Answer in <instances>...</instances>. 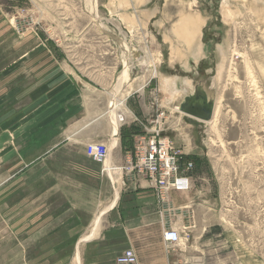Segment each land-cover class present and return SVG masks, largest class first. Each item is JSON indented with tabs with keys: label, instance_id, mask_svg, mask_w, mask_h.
<instances>
[{
	"label": "rangeland",
	"instance_id": "rangeland-1",
	"mask_svg": "<svg viewBox=\"0 0 264 264\" xmlns=\"http://www.w3.org/2000/svg\"><path fill=\"white\" fill-rule=\"evenodd\" d=\"M185 23L199 28L206 55L197 62L195 33H175ZM125 44L135 50L126 64ZM200 68L219 102L214 125L174 108ZM126 69V85L136 87L125 93L111 148L110 95ZM167 77L190 84L166 106ZM82 97L104 112L108 135L101 125L86 142L65 135ZM156 111L193 162L188 206L170 209L169 195L161 202L184 256L264 264V12L256 0H0V264H76L77 250L84 263L86 242L77 239L93 199L76 203L74 193L104 174L89 145L105 143L125 166ZM160 236L148 229L152 242Z\"/></svg>",
	"mask_w": 264,
	"mask_h": 264
},
{
	"label": "crops",
	"instance_id": "crops-1",
	"mask_svg": "<svg viewBox=\"0 0 264 264\" xmlns=\"http://www.w3.org/2000/svg\"><path fill=\"white\" fill-rule=\"evenodd\" d=\"M62 74L65 77H70L68 71ZM97 97L102 100L104 98L102 93H98ZM88 99L93 98L89 97ZM88 99L84 101L82 97L80 113L73 120H69L67 124L70 127L65 128V135H68V133L73 135L74 133L73 136L77 135V140L82 142L97 136V129L100 125L106 135L109 133L110 124L107 123L108 120L106 121L105 118L101 122L99 119L102 116L101 114L104 115V112L99 107L95 109L92 102H87ZM183 115L180 114V116ZM110 129H112V126ZM111 144V148H113L116 142L111 141ZM129 159V157L126 158V164ZM112 163L116 165L113 161ZM99 165L101 164L99 163ZM99 173L95 172V175L93 174L94 179L93 182L89 183V188L87 187L88 183L83 182V187L76 189L74 193V202L76 203H82V200H86L87 198L85 199L83 196L87 197L89 193L93 199V204L89 205L85 212L88 222H84L82 236L79 235L80 237L77 239L80 244L82 241L86 242L84 243L85 256L84 263L81 261L82 264H116V257L128 247H132L138 252L140 264H202L197 257H185L180 244L171 246L162 239V231L168 227H174L172 226L173 222L162 218L161 214L163 210H166V206L158 199L153 185L146 177L134 176L125 171L121 174L117 172L115 176L112 175L116 185L115 190L105 171L104 174L101 171ZM111 189H114V196L105 205L112 196ZM168 195L173 207L170 209L180 211L181 208L188 206L184 203L187 197L186 191L173 190ZM80 196L82 198H78ZM101 207L102 209H100ZM79 208L83 207L76 205V210L82 212L83 210L81 211ZM98 216L99 221L95 225ZM152 227L161 230V236L154 242L147 237L148 229ZM88 235H91V237ZM85 236H88V239L81 241L80 239Z\"/></svg>",
	"mask_w": 264,
	"mask_h": 264
},
{
	"label": "built area",
	"instance_id": "built-area-1",
	"mask_svg": "<svg viewBox=\"0 0 264 264\" xmlns=\"http://www.w3.org/2000/svg\"><path fill=\"white\" fill-rule=\"evenodd\" d=\"M165 112L156 111V116L144 127L134 143L131 156L122 171L134 176L146 177L153 185L158 199L162 202L171 191H188L192 187V160L177 150L172 137L167 133V126L162 119ZM89 156L102 163L107 157L105 143L89 145ZM181 238V239H180ZM162 239L168 245L182 243V236L176 227L162 231ZM116 264H140L132 247L124 249L115 259Z\"/></svg>",
	"mask_w": 264,
	"mask_h": 264
},
{
	"label": "bare ground",
	"instance_id": "bare-ground-1",
	"mask_svg": "<svg viewBox=\"0 0 264 264\" xmlns=\"http://www.w3.org/2000/svg\"><path fill=\"white\" fill-rule=\"evenodd\" d=\"M256 4H257L258 8L260 7V10L264 12V0H256ZM184 26H185V28L184 27H182L181 29L178 28L175 33L178 34V33L182 32L184 34V36H185V34L188 35L191 32L195 33L194 37L191 40V46L189 47V52H190L192 60H195V62H197L199 60V58L204 57L206 55L205 48L203 47V44H202V42L200 40V37H199V39L197 37V32H199V28L195 24H193V26H190L188 23H185ZM123 46H124V50L125 49L127 50V53H126V51L125 52L124 51L121 52V57H123L121 61L126 64V62L124 61L125 60V55L127 54V56H129V58L133 57V56H135V53H134L135 50H130L129 47L128 48L126 47V44L123 45ZM218 50H220L219 51L220 56H222V54L225 53V48H223V47H219ZM219 70H218V72H219ZM128 72H129V69H126L125 71H123V73H124L123 76L121 74V77L117 80V83L114 85V90L111 91V95H110L111 102H110L109 108H108L109 118L117 126L119 125V117L123 114V112L120 111V107L124 103L125 93H129L127 91H130L131 89L136 87V85H134L132 82L129 83L128 85H126L127 82L129 81V79L127 80ZM182 83H186V84L189 85L190 84V80L189 81L187 79H182L181 80L179 77H176L174 79L173 78H169V77L165 78V80L163 81L161 86H162L163 90L165 91V93H167V97L163 98V100L165 102L164 104L166 106L170 103V101H174L177 96H180V94L183 93L184 90H181V88H180V84H182ZM218 105H219V102L217 101L216 105L214 107L213 118H211V120L208 121V123L210 125H214V123L216 121V114L218 112V107H219ZM177 111H179V110H177ZM179 112L181 114H186V113H183L181 111H179ZM111 131H112V129H111ZM111 138L113 139V143H114L118 137H112L111 136ZM108 150H109V153H108L107 157L105 158V160L102 162L103 163V167L105 169V170L103 169V172L105 171L106 176L109 177V179L111 180V183L114 185L115 190H116V185L114 183L112 175L115 176L117 172L120 173L121 172V168H119L117 165H114L112 163V161H111L112 158H111V153H110L111 149L107 148V151ZM109 171H110V173H109ZM108 173H109L110 176L108 175ZM98 221H99V216L95 220V225L98 223ZM88 236L91 237V235H88ZM87 237L85 236V237L81 238L80 240L81 241L84 240V239L86 240V239H88ZM78 248L79 247L77 245V249ZM79 260H80L79 259V253H78V250H77L76 253H75V262H76V264H80Z\"/></svg>",
	"mask_w": 264,
	"mask_h": 264
},
{
	"label": "water",
	"instance_id": "water-1",
	"mask_svg": "<svg viewBox=\"0 0 264 264\" xmlns=\"http://www.w3.org/2000/svg\"><path fill=\"white\" fill-rule=\"evenodd\" d=\"M215 107V95L204 69L200 68L193 78L192 87L175 102L174 108L198 120L210 121ZM112 121V120H111ZM112 137H118V126L111 122ZM102 214V213H101ZM100 214V215H101Z\"/></svg>",
	"mask_w": 264,
	"mask_h": 264
}]
</instances>
